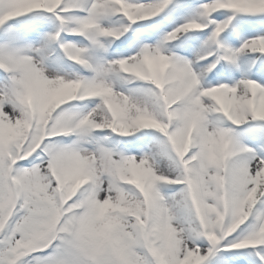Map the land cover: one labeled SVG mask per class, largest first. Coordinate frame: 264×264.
<instances>
[{
    "label": "snow or ice",
    "instance_id": "obj_1",
    "mask_svg": "<svg viewBox=\"0 0 264 264\" xmlns=\"http://www.w3.org/2000/svg\"><path fill=\"white\" fill-rule=\"evenodd\" d=\"M0 264H264V0H0Z\"/></svg>",
    "mask_w": 264,
    "mask_h": 264
}]
</instances>
